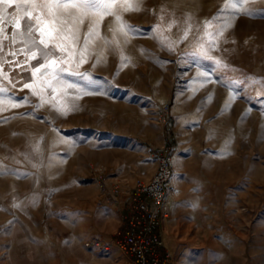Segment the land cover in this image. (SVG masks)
Masks as SVG:
<instances>
[{"label": "rangeland", "instance_id": "1", "mask_svg": "<svg viewBox=\"0 0 264 264\" xmlns=\"http://www.w3.org/2000/svg\"><path fill=\"white\" fill-rule=\"evenodd\" d=\"M224 4L143 0L141 12L124 16L134 28L128 43L95 41L87 62L77 68V55L71 65L83 76L62 73L56 92L45 89L67 115L37 107L40 98L21 90L30 73L4 65L16 87L0 80L8 89L0 93V264H131L117 245L123 219L156 154H178L166 145L174 135L191 152L205 199L183 203L172 264H264V0H248L250 15H238L210 48L205 21L219 17L208 31L223 28L232 14ZM111 21L100 27L108 39ZM8 98L20 106L3 104ZM103 182L131 192L116 203Z\"/></svg>", "mask_w": 264, "mask_h": 264}, {"label": "snow or ice", "instance_id": "2", "mask_svg": "<svg viewBox=\"0 0 264 264\" xmlns=\"http://www.w3.org/2000/svg\"><path fill=\"white\" fill-rule=\"evenodd\" d=\"M248 0H225L223 8L220 10H231L232 14L228 17V23L223 28L217 29L215 33L208 31L214 21L219 17H213L205 21L203 35L207 37L209 47H215L214 41L223 35L224 31L231 26V21L238 15H250L249 10L245 7ZM143 0H0V80L8 81L15 88L8 72H5L4 65L15 66L22 72L30 73L26 82L22 84L23 89H29L32 96L40 98V104L51 103L62 115H67L69 109L57 107V103L45 98V89L52 88L53 92L57 91V86L61 84V74L80 75L73 71L71 65L76 63V57L79 61L76 67L87 62L86 53L89 45L97 40H102L105 46L115 44L120 46L118 37H124V43H128L130 33L134 31L133 26L129 25L124 16L127 13H139L143 10ZM9 9L12 11L9 12ZM165 9L161 7L160 12L164 13ZM107 17L112 21L109 25V31L112 34L111 39L102 36L100 27ZM159 19L164 20V15ZM192 17L189 14L185 23L181 39H186L191 31L192 25L187 23ZM177 21L171 20L167 27L170 30ZM12 25L13 31L11 36L6 34V25ZM156 29H160L157 24ZM83 32V44L78 48L81 41V32ZM8 41V44L4 42ZM20 44L22 47L14 48L5 52V48H12L13 45ZM203 48V45H201ZM202 54L212 59L206 51ZM121 62L128 58L120 50ZM23 56V61L7 60L5 57ZM103 57V50L96 59L99 63ZM35 61V64H32ZM216 63H221L219 60ZM27 65V67H25ZM63 65H67L64 67ZM95 66V65H93ZM6 87H0V93H7ZM55 97H53V100ZM24 103H28L24 98ZM3 104L11 108L19 107V102L11 98L2 101ZM6 110L0 108V111ZM38 149V146H37Z\"/></svg>", "mask_w": 264, "mask_h": 264}, {"label": "built area", "instance_id": "3", "mask_svg": "<svg viewBox=\"0 0 264 264\" xmlns=\"http://www.w3.org/2000/svg\"><path fill=\"white\" fill-rule=\"evenodd\" d=\"M156 169L148 181L135 187L132 205L127 208L118 247L129 257L131 264H172L173 255L165 248L160 227L171 215L170 199L175 191L177 167L174 156L163 147L155 156ZM103 189L121 203L131 192L121 184ZM88 247H99L98 242H88Z\"/></svg>", "mask_w": 264, "mask_h": 264}, {"label": "crops", "instance_id": "4", "mask_svg": "<svg viewBox=\"0 0 264 264\" xmlns=\"http://www.w3.org/2000/svg\"><path fill=\"white\" fill-rule=\"evenodd\" d=\"M170 133L172 135V129L170 130ZM168 141L172 145L170 148L179 149L178 154L174 156V158L176 167L180 172H182L183 176L179 182L176 181L177 194L175 197L172 196V200H170L173 223L169 222L168 219H165L160 227V233L162 235L165 248L170 251L176 248L175 238L173 235L178 232V221L180 218L186 217L184 214L187 213V211L183 210V207H185L183 203L196 202L205 199L202 198V194L205 195V190L202 189L201 184L193 177V168L189 163V157L191 154L189 149H186L184 143L180 144L176 135L169 137Z\"/></svg>", "mask_w": 264, "mask_h": 264}, {"label": "trees", "instance_id": "5", "mask_svg": "<svg viewBox=\"0 0 264 264\" xmlns=\"http://www.w3.org/2000/svg\"><path fill=\"white\" fill-rule=\"evenodd\" d=\"M166 145H168L169 147L172 146L171 143L168 141V139L166 141Z\"/></svg>", "mask_w": 264, "mask_h": 264}, {"label": "bare ground", "instance_id": "6", "mask_svg": "<svg viewBox=\"0 0 264 264\" xmlns=\"http://www.w3.org/2000/svg\"><path fill=\"white\" fill-rule=\"evenodd\" d=\"M177 175V174H176ZM175 179H176V176H175ZM174 179V184L176 183V180ZM175 193H173V195H174ZM172 197V196H171ZM170 200H172V198L170 199Z\"/></svg>", "mask_w": 264, "mask_h": 264}]
</instances>
